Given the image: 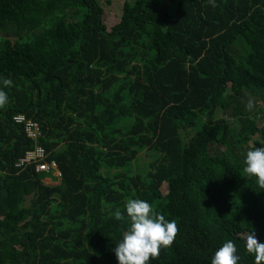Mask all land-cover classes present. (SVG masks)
Segmentation results:
<instances>
[{"label": "trees", "instance_id": "16d2710c", "mask_svg": "<svg viewBox=\"0 0 264 264\" xmlns=\"http://www.w3.org/2000/svg\"><path fill=\"white\" fill-rule=\"evenodd\" d=\"M104 13L0 0V264H118L130 221L114 212L133 198L178 225L149 264H210L227 239L255 264L264 188L244 159L264 146V0L126 1L111 30ZM36 146L61 181L17 166Z\"/></svg>", "mask_w": 264, "mask_h": 264}, {"label": "clouds", "instance_id": "9594fccd", "mask_svg": "<svg viewBox=\"0 0 264 264\" xmlns=\"http://www.w3.org/2000/svg\"><path fill=\"white\" fill-rule=\"evenodd\" d=\"M2 84H12L11 79H2ZM8 95L0 87V106L8 102ZM248 107H251L249 103ZM244 171L256 178L257 184L264 188V146L253 147L247 151L244 159ZM114 217L118 221H130V224L114 249L118 264H149L150 259L159 255L162 247L170 246L178 232L175 219H166L155 212L147 200L133 198L127 200L125 210L117 209ZM245 247L254 256L255 264H264V242L258 241L254 231L246 235ZM237 245L232 239L225 240L216 249L210 264H238Z\"/></svg>", "mask_w": 264, "mask_h": 264}, {"label": "built area", "instance_id": "2783aa9c", "mask_svg": "<svg viewBox=\"0 0 264 264\" xmlns=\"http://www.w3.org/2000/svg\"><path fill=\"white\" fill-rule=\"evenodd\" d=\"M14 123L24 127L28 139L36 141L41 135L38 124L26 119L23 115L15 116ZM32 164H36L37 173L52 174L58 181H61L62 173L58 169L57 164L55 162L48 163L46 161V152L42 147L36 146L34 150L27 152L25 156L19 160L17 166L25 167ZM50 182L51 184H56L52 181Z\"/></svg>", "mask_w": 264, "mask_h": 264}, {"label": "rangeland", "instance_id": "374dc122", "mask_svg": "<svg viewBox=\"0 0 264 264\" xmlns=\"http://www.w3.org/2000/svg\"><path fill=\"white\" fill-rule=\"evenodd\" d=\"M97 1L105 11L103 16V22L107 26L108 30H111L119 22V18L122 13V7L124 2L126 1L134 2L136 0H110V3L107 2L108 0H97ZM9 41L16 42L17 39L16 37L9 36ZM150 160L151 159L145 153L140 155V162L142 164L149 163ZM45 182L47 183V185L51 184L50 180H45Z\"/></svg>", "mask_w": 264, "mask_h": 264}]
</instances>
